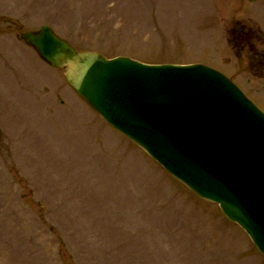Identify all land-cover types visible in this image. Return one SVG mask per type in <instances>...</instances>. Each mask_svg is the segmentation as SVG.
<instances>
[{"label":"rangeland","instance_id":"374dc122","mask_svg":"<svg viewBox=\"0 0 264 264\" xmlns=\"http://www.w3.org/2000/svg\"><path fill=\"white\" fill-rule=\"evenodd\" d=\"M238 22L264 45V0H0V264H264L20 38L49 25L108 58L205 63L264 110V79L226 32Z\"/></svg>","mask_w":264,"mask_h":264},{"label":"water","instance_id":"95a60500","mask_svg":"<svg viewBox=\"0 0 264 264\" xmlns=\"http://www.w3.org/2000/svg\"><path fill=\"white\" fill-rule=\"evenodd\" d=\"M21 38L64 69L66 83L111 127L218 204L264 255V112L236 84L203 64L78 51L47 25Z\"/></svg>","mask_w":264,"mask_h":264},{"label":"flooded vegetation","instance_id":"af4514ba","mask_svg":"<svg viewBox=\"0 0 264 264\" xmlns=\"http://www.w3.org/2000/svg\"><path fill=\"white\" fill-rule=\"evenodd\" d=\"M258 35L260 36L261 30L255 27ZM226 32L228 36L232 38L229 39L233 51L236 55L248 57L250 64L255 65L256 74L261 76L264 75V45L258 42H254L256 39L254 36V28L249 27L247 24H241L238 22L236 26L232 28H227Z\"/></svg>","mask_w":264,"mask_h":264}]
</instances>
